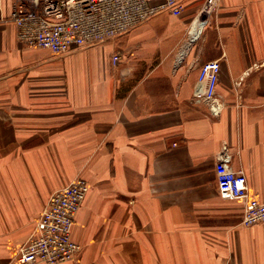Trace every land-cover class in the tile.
<instances>
[{
    "label": "crops",
    "instance_id": "0c3cea01",
    "mask_svg": "<svg viewBox=\"0 0 264 264\" xmlns=\"http://www.w3.org/2000/svg\"><path fill=\"white\" fill-rule=\"evenodd\" d=\"M180 1L179 16L56 56L23 44L15 0H0V264H19L50 196L77 178L90 186L81 250L62 264H264V223L243 225L216 174L230 156L264 202V0ZM212 61L207 102L195 93Z\"/></svg>",
    "mask_w": 264,
    "mask_h": 264
},
{
    "label": "built area",
    "instance_id": "2783aa9c",
    "mask_svg": "<svg viewBox=\"0 0 264 264\" xmlns=\"http://www.w3.org/2000/svg\"><path fill=\"white\" fill-rule=\"evenodd\" d=\"M215 0H208L213 7ZM185 7L180 0H15L11 21L18 27L20 41L31 48L64 55L74 48H91L119 39L141 27L161 12L179 16ZM120 62L118 54L113 64ZM221 71L219 61L200 70L195 97L216 100ZM214 113L218 109L214 108ZM230 156L216 165L219 195L244 206L243 225L264 223V202L249 192L244 172L232 169ZM90 186L82 178L54 192L40 215L35 233L16 250L19 264H62L73 262L81 250L73 240L76 216Z\"/></svg>",
    "mask_w": 264,
    "mask_h": 264
}]
</instances>
